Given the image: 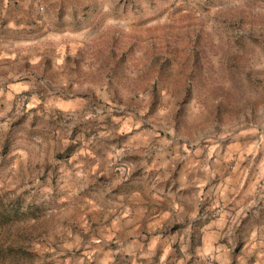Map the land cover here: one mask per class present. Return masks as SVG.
<instances>
[{"label": "crops", "instance_id": "1", "mask_svg": "<svg viewBox=\"0 0 264 264\" xmlns=\"http://www.w3.org/2000/svg\"><path fill=\"white\" fill-rule=\"evenodd\" d=\"M86 1L0 0V168L18 184L40 170L65 204L81 202L100 261L141 264L184 238L205 264H264V103L252 121L181 141L117 115L69 63L94 32Z\"/></svg>", "mask_w": 264, "mask_h": 264}, {"label": "rangeland", "instance_id": "2", "mask_svg": "<svg viewBox=\"0 0 264 264\" xmlns=\"http://www.w3.org/2000/svg\"><path fill=\"white\" fill-rule=\"evenodd\" d=\"M86 3L94 32L69 63L78 83L105 87L117 115L141 118L178 141L254 120L264 103V0ZM40 172L27 169L18 184L0 168V204L20 195L41 208L33 218L0 224V264H132L127 255L100 261L86 251L93 242L83 233L97 226L92 214L81 202L65 204ZM186 242L166 252L163 242L136 262L205 264Z\"/></svg>", "mask_w": 264, "mask_h": 264}, {"label": "trees", "instance_id": "3", "mask_svg": "<svg viewBox=\"0 0 264 264\" xmlns=\"http://www.w3.org/2000/svg\"><path fill=\"white\" fill-rule=\"evenodd\" d=\"M165 63H167V60ZM39 211H41V208L33 201L23 202L20 195H16V197L0 204V224L3 222L11 223L14 218H33Z\"/></svg>", "mask_w": 264, "mask_h": 264}, {"label": "built area", "instance_id": "4", "mask_svg": "<svg viewBox=\"0 0 264 264\" xmlns=\"http://www.w3.org/2000/svg\"><path fill=\"white\" fill-rule=\"evenodd\" d=\"M121 166H122V163H121ZM122 167H123L122 170L124 171L125 170V167L124 166H122ZM217 211H218V207L214 209V212L212 214L215 215L217 213Z\"/></svg>", "mask_w": 264, "mask_h": 264}]
</instances>
